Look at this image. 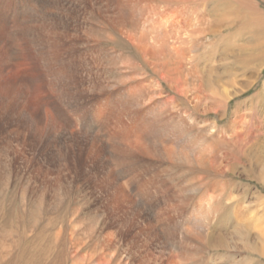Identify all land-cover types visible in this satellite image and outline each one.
Listing matches in <instances>:
<instances>
[{"label": "rangeland", "instance_id": "374dc122", "mask_svg": "<svg viewBox=\"0 0 264 264\" xmlns=\"http://www.w3.org/2000/svg\"><path fill=\"white\" fill-rule=\"evenodd\" d=\"M254 1L264 12V0ZM13 3L14 0H7L6 9L9 10ZM47 9L49 12L57 10L54 6ZM4 20L0 16V264H184L182 261L186 264H264V239L258 236L264 231L263 158L229 154L224 180H215L210 185L215 191L217 202L214 209H218V213L212 220L214 224L207 242L200 234L199 221L186 222L196 210L191 207L196 206L201 191H195L193 196L183 195V187L177 186V181L171 182L167 176H162L163 171L159 173L163 168H155L146 161L148 155L127 150L126 141L118 139L117 134L121 128L127 138L133 134L122 127L128 118L123 113L113 114L115 106L111 103H114L115 96L110 95L112 98L109 96L103 101L95 97L84 101L81 82L87 81L81 73L88 68L85 60L77 62L71 74L75 80L71 87L75 86L79 102L75 103L76 107L66 104L69 89L66 88L65 73L70 72L60 62L70 57V52L63 47L66 40L60 31L47 38L42 35L35 42L22 41L18 47L9 38L14 21L8 24ZM51 40L61 45L53 64L48 49ZM121 52L123 50L117 47L114 57ZM16 53L18 57H15ZM83 57L85 59V55ZM101 58L105 67L102 66L99 77L98 70L93 69L96 74L94 82L101 85L115 83L119 79V70L109 68L107 55ZM212 64L209 68L213 67ZM225 67H219L221 70L214 73L228 88L232 89L235 81H241L243 87L250 84V80L245 81L250 70L241 74L236 66H230L238 74L235 76V72L232 76L226 73ZM127 72L129 69L122 71ZM260 79L248 92L239 94L237 90L241 89H236L237 96H231L228 113L232 114L236 104H241V108L236 109L247 116L245 127L257 125L262 134L264 95L261 99L255 96L263 89L264 69ZM99 111L107 113L100 115ZM58 114L64 119H59ZM134 121L137 122L138 118ZM227 121L228 117L218 121L217 125L225 127ZM47 133L53 139L49 145L43 144ZM262 135L258 140L264 147ZM58 138H61L64 149L76 146L71 154L73 161H69L72 166L69 165L67 171L61 167L66 153ZM33 150L40 152L39 155H34ZM89 152L94 154L90 156ZM105 176L111 181L114 178L119 190L118 193L115 188L116 195L120 194L113 209L111 197L103 196L102 192ZM150 180H162L166 186L163 185L156 206L147 213L141 206V199L146 196L142 187L147 189ZM136 187L141 191L137 192ZM122 193H125L123 197ZM150 193L155 194V191ZM180 194L183 196L178 199ZM95 196L98 204H105L106 209H95ZM184 198L188 202L185 207L181 204ZM185 225L194 231L192 235L197 241L185 237L189 242L181 236Z\"/></svg>", "mask_w": 264, "mask_h": 264}, {"label": "bare ground", "instance_id": "6f19581e", "mask_svg": "<svg viewBox=\"0 0 264 264\" xmlns=\"http://www.w3.org/2000/svg\"><path fill=\"white\" fill-rule=\"evenodd\" d=\"M6 5L7 0H0V16L8 24L14 21L9 38L16 43V46L20 47L22 41H38L42 35L47 38L57 30L66 40L63 47L70 52V57L60 63L70 72V74L65 73L66 88L69 89L65 96L67 105L75 106V103L79 102L76 98L75 86L71 87L75 82L71 74L76 69V63L85 60L88 68L86 67L87 69L81 73L83 79L87 81L81 82V93L85 92L84 101H89L93 97L107 100L110 95L115 96L114 103H111L115 106L113 114L123 113L128 118V122L123 123L122 127L128 128L126 131L133 134L127 138L126 133L125 135L122 133V128H118L120 131L117 138L126 141L127 150L135 154L148 155L146 161L151 162L155 168H163L159 173L163 171L166 175L162 176H167L171 182L177 181V186L183 187V195L193 196L195 191H201L196 206L191 207L196 210L186 218V222L199 221L201 229L199 233L208 242L211 237V226L214 224L212 220L218 213V209H214L217 198L214 195V188L211 189L210 185L215 180H224L228 172L229 154L242 158L260 156V159H264V151H262L264 147L258 140L264 134L260 133V127L257 125L245 127L248 123L247 118L245 119L247 116L236 109L241 104H236L232 114L228 113L231 96H237V91L239 94L248 92L263 76L264 12L260 10L259 5L254 0H14L9 10L6 9ZM50 6H54L57 10L49 12L47 7ZM60 47L61 45L55 40L49 42L51 64L54 63ZM117 47L123 52L115 58ZM82 54L85 55V59ZM18 55L16 53L15 57ZM103 55L108 56L109 68L119 70V79L115 83L109 82L106 85L99 83V85L96 84L97 81L94 82L96 74L93 69L98 70L99 77L105 64L101 58ZM219 58L221 61H218ZM211 63L214 65L209 68ZM224 66L227 67L225 72L232 76L236 70L239 73L250 70L248 79L245 80H250V84L243 87L241 81L238 80L237 83L233 80L235 82L232 84L235 85L232 89L228 88V85L217 79L214 73ZM230 66H236L235 72ZM128 69L129 72L122 73L123 70ZM237 75L236 72L235 76ZM238 84L240 86L236 87ZM85 85L89 91L85 90ZM263 95L264 86L255 98L261 99ZM100 111L98 112L100 115L107 113ZM226 117L228 121L225 127L218 126L217 122H221ZM58 118L64 119L59 114ZM136 118H138L137 122L134 121ZM43 120H45L44 116ZM49 137L51 135L47 133L43 144L52 143L53 139ZM58 139L64 149L61 138ZM262 145L264 146V142ZM75 147L69 146L63 150L66 154L61 166L62 170L67 171L70 168L69 161H73L71 154ZM32 152L36 156L40 153L37 150ZM93 154L94 152H89L90 156ZM72 164L76 163L72 162ZM110 179H106L105 176L101 185H104L103 196L111 197V209H113L118 204L120 194L116 195L115 188L118 186L113 181L114 178L113 182ZM163 185L165 182L162 180H150L147 189L142 187V192H145L146 196L141 199V206L147 213H151L156 206ZM137 187L136 191H141L140 187ZM152 190L155 194L150 193ZM116 191L119 193L118 188ZM183 195L175 196L181 199ZM96 200V210L104 207L105 204L99 205L97 198ZM187 203L184 198L181 204L185 207ZM38 217H40L39 213ZM193 232L185 225L181 236L184 239L187 237L196 240L192 235ZM258 236L264 239V231ZM176 245L175 243L174 247ZM182 262L186 264L185 261Z\"/></svg>", "mask_w": 264, "mask_h": 264}]
</instances>
